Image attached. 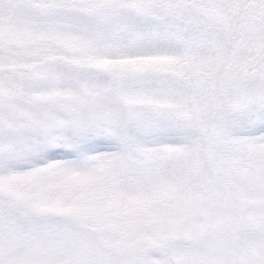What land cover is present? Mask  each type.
I'll return each mask as SVG.
<instances>
[{
  "label": "snow or ice",
  "instance_id": "snow-or-ice-1",
  "mask_svg": "<svg viewBox=\"0 0 264 264\" xmlns=\"http://www.w3.org/2000/svg\"><path fill=\"white\" fill-rule=\"evenodd\" d=\"M0 264H264V0H0Z\"/></svg>",
  "mask_w": 264,
  "mask_h": 264
}]
</instances>
